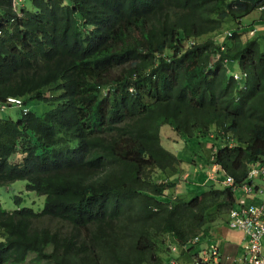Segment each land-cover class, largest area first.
Listing matches in <instances>:
<instances>
[{
    "label": "trees",
    "instance_id": "trees-1",
    "mask_svg": "<svg viewBox=\"0 0 264 264\" xmlns=\"http://www.w3.org/2000/svg\"><path fill=\"white\" fill-rule=\"evenodd\" d=\"M254 12L259 19L242 26ZM229 22L239 29L229 45L200 41ZM258 25L264 0H0V105H56L0 118V186L24 181L44 197L39 212L0 204V264L32 255L44 264H162L165 237L184 244L226 223L231 189L206 182L187 201L167 195L176 184L165 175L184 161L180 145L196 151L188 140L217 147L235 184L264 161Z\"/></svg>",
    "mask_w": 264,
    "mask_h": 264
},
{
    "label": "rangeland",
    "instance_id": "rangeland-1",
    "mask_svg": "<svg viewBox=\"0 0 264 264\" xmlns=\"http://www.w3.org/2000/svg\"><path fill=\"white\" fill-rule=\"evenodd\" d=\"M257 19H259V14L258 12H254L250 16L244 18L241 21L242 22L241 24L242 26L251 25L254 22H256ZM257 28L259 31L261 30V32L263 33V28H264L263 25L262 26L258 25ZM238 32H239L238 25L236 23L229 22L224 24L223 28L220 31L210 34L208 36L201 37L200 41H204L207 40L208 38H212L213 41H215L217 44L221 43L222 45L225 44L229 45L231 42L229 38V34L238 33ZM247 35L251 37L253 35V32ZM217 59L218 57L214 56L212 61H216ZM24 102L25 105L23 106V108L28 109L31 113L38 115L50 112L56 106L55 104L46 103L44 101H38V100H28V101L25 100ZM20 115H21V109H19L16 106L7 107L6 110L3 112L0 110V118H7L16 121ZM163 132L166 134V128L163 129ZM166 137L171 139H178L180 142H182V144H184L183 139L180 138V136L175 132L168 131ZM164 144L166 145L167 148H169L165 141ZM211 145H212L211 142L206 141V145L201 146V144H199L198 142H196V144H192L188 140V145L185 144V146L195 147L196 148L195 152H193V150L189 152L188 149H186V147H184L185 148L184 150L186 152H183V147L182 145H180L181 147L179 148L182 149L181 150L182 154H180V157H182V155H185L184 158L182 157L184 161L181 162L175 174L172 175L171 173H169L168 176L165 175V179H167L170 183L173 182L176 184L174 189L167 192L168 196L175 198L180 197L182 199H186L187 201H190L196 195L200 194L203 191L204 188H200V189L197 188L202 185L200 184L201 183L200 176L206 175L207 167L210 164V158L212 153ZM21 159L22 156L19 153H17L11 157L10 161L12 163H18L21 161ZM185 159L187 160L188 163L185 161ZM187 176L189 181L187 180ZM221 177L223 176L221 175ZM160 178L161 175L159 174L158 171H156L153 174V181L156 182ZM258 184L264 187V183L258 182ZM25 186L26 183L24 181H18L8 186H0V204L3 210L13 211L20 207L31 208L35 212H39L40 210H42L44 206V197L37 195L35 193L27 192ZM180 193H182L183 195ZM28 194L29 196H27ZM16 198H21V201L17 203ZM211 238L214 239V237L212 236ZM164 241L166 245L164 247V251L160 254V259L162 264H169L172 259H175L177 261V264L193 263V255L196 254V251L198 249L196 248L193 249L190 252V255H186L181 253V251H177L176 254H172L173 256H171L170 255L171 253L169 254L168 252H170L169 249H171V245H175V243L170 237H165ZM215 242L216 241H214V244H216ZM23 264H44V263H36L34 261V255H32Z\"/></svg>",
    "mask_w": 264,
    "mask_h": 264
},
{
    "label": "built area",
    "instance_id": "built-area-1",
    "mask_svg": "<svg viewBox=\"0 0 264 264\" xmlns=\"http://www.w3.org/2000/svg\"><path fill=\"white\" fill-rule=\"evenodd\" d=\"M215 172V169H212ZM213 174V173H212ZM252 181L251 185L244 184L246 194L259 192L263 198L260 202H247L240 199L236 208L231 211L232 222L230 228L242 232L246 237L244 254L231 262V264H264V256L261 253V242L264 236V192L256 188L254 181L264 183V161H258L249 171L246 182ZM227 186L233 185V179L228 177L225 181ZM196 240V239H195ZM194 264H220V254L215 246L201 252Z\"/></svg>",
    "mask_w": 264,
    "mask_h": 264
},
{
    "label": "clouds",
    "instance_id": "clouds-1",
    "mask_svg": "<svg viewBox=\"0 0 264 264\" xmlns=\"http://www.w3.org/2000/svg\"><path fill=\"white\" fill-rule=\"evenodd\" d=\"M236 78H237V76L235 75V79ZM25 100L26 99H23V98H21V99H8V101H7L8 104L6 103V104L0 105L1 106L0 107V110L3 112V111L6 110L7 107L16 106L19 109H21V115L19 117L26 116V115H28L30 113V111L28 109L23 108V106L25 105V102H24ZM210 139H213L212 135H210ZM223 145H226V142H224ZM228 147H234V142L232 140H230L228 142ZM216 153H217V147H213L212 148V153H211V158H210V164L207 167V171H206V175H207V178H208L206 180V182L207 183L208 182L209 183L211 182V183H214L217 186L219 185L220 187H224V188L231 189V192H232V194L234 195V198H235L234 199V204H233L232 208L230 209V211H229V213L227 215V218H226L227 221H226V223L220 224V225H226L230 230L238 231V230H235V229L230 228V223L232 222V219L230 217V214H231V211L234 208L237 207V205L239 204L238 202L240 201V199L245 198L247 202H252V200H253V201H255V202L258 203L263 198V196L258 191L255 192V194H253V192H251L249 194H246L245 190L242 189L243 186H244V184L251 185L253 183L252 181L246 182V180H247L249 171L251 170L252 166L255 165V163L249 167V170H248V173H247V177H246V179L242 183L235 184V181L233 180V185L232 186H227L225 184V181L230 176L224 175V173L220 170V166L216 163V160H215ZM212 169H215V172H212ZM221 175L223 177H221ZM187 180H188V176H187ZM258 182L259 181H254L255 187L256 188L257 187L260 188V190H262L264 192V187L261 186L260 184H258ZM179 190H180V188H179ZM254 196H257V198L255 199ZM173 198H175V197H173ZM238 232H240V231H238ZM240 233H242V232H240ZM243 236H244L245 244H246V237H245L244 234H243ZM207 238H211V235L208 234V237ZM203 239H206V238L203 237L202 235H198V236L194 237L193 239L188 240L184 244H178V243H175L174 242L175 245H171V249H169L170 252H168V253L169 254L171 253L170 255L173 256L172 254H176L177 251H181V253H183V254L190 255V252L193 249L197 248L196 244H199L200 245L201 244V241ZM214 239H212L213 242H206L205 243V246L203 248H201L200 251H196V254L193 255V263L192 264H194V262L197 260V258H200L201 257V255H202L201 252L209 249L211 245L212 246H215L218 249V252L220 254V264H223L221 252H220L218 246L216 244H214V241L216 240V239L215 240ZM244 251H245V246H244V250H243L242 254L240 256H238L237 258L241 257L244 254ZM227 262H229V264H231L232 260L231 259L230 260L228 259ZM169 264H177V261L175 259H172Z\"/></svg>",
    "mask_w": 264,
    "mask_h": 264
},
{
    "label": "crops",
    "instance_id": "crops-1",
    "mask_svg": "<svg viewBox=\"0 0 264 264\" xmlns=\"http://www.w3.org/2000/svg\"><path fill=\"white\" fill-rule=\"evenodd\" d=\"M200 179V184L202 185L197 189L201 188L208 178L207 175H201ZM254 197L255 199L257 198V196ZM209 235L216 239L214 240L222 254L223 264H229V262H227L228 259L234 261L242 254L245 246V239L242 233L230 230L226 225L214 224L209 228ZM212 239L213 238L203 239L200 246L196 248L198 249L197 251H200L201 248L205 246L206 242H213ZM261 253L264 256V236L261 242Z\"/></svg>",
    "mask_w": 264,
    "mask_h": 264
}]
</instances>
